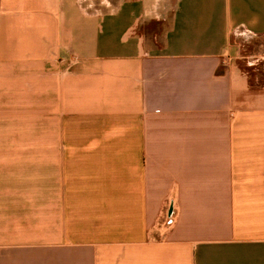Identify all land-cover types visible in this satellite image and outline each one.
Instances as JSON below:
<instances>
[{
  "label": "crops",
  "instance_id": "0c3cea01",
  "mask_svg": "<svg viewBox=\"0 0 264 264\" xmlns=\"http://www.w3.org/2000/svg\"><path fill=\"white\" fill-rule=\"evenodd\" d=\"M241 36L264 0H0V264H264Z\"/></svg>",
  "mask_w": 264,
  "mask_h": 264
},
{
  "label": "rangeland",
  "instance_id": "374dc122",
  "mask_svg": "<svg viewBox=\"0 0 264 264\" xmlns=\"http://www.w3.org/2000/svg\"><path fill=\"white\" fill-rule=\"evenodd\" d=\"M236 42L240 47L239 55L245 58L246 67L257 69L253 72L251 70L252 75L264 80V36H241Z\"/></svg>",
  "mask_w": 264,
  "mask_h": 264
}]
</instances>
